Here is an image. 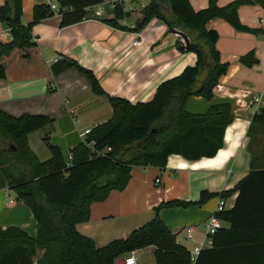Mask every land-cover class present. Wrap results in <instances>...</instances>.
Listing matches in <instances>:
<instances>
[{
  "label": "trees",
  "instance_id": "obj_1",
  "mask_svg": "<svg viewBox=\"0 0 264 264\" xmlns=\"http://www.w3.org/2000/svg\"><path fill=\"white\" fill-rule=\"evenodd\" d=\"M56 3L57 12L49 4L34 5L30 23L24 24L22 0H4L0 22L11 40L0 42V79L15 58L30 60L36 55L34 25L55 14L60 16L62 28L78 24L88 19V9L101 5L103 0ZM253 5L264 8V0H236L224 7L209 0L208 6L199 11L188 0H148L134 31L156 18L168 32L177 35L178 51L193 53L196 62L160 83L147 102L132 104L108 96L92 72L72 59L61 57L52 63V76L71 68L85 74L92 93L104 97L112 109L106 123L91 129L83 142L69 151V162L48 138L44 141L51 156L46 161H39L28 145V135L51 124L48 117H13L0 111V190L13 191L16 201L24 203L36 221L34 237L17 227L0 229V264H34L37 250L43 255L35 264H116L148 247L154 248L156 264L192 263L190 253L177 244L176 236L158 215L160 209L177 206V202L161 204L151 220L126 238L99 248L92 239L78 233L76 226L88 221L92 203L103 202L111 191L126 188L132 167L163 169L170 155L197 161L214 157L222 148L224 131L233 120L230 104L211 105L203 114L188 113L185 105L191 97L210 101L219 79L228 70L215 47L218 34L208 30L207 23L222 19L237 31L255 34L256 30L240 24L237 15L240 6ZM111 12L113 19L105 22L124 30L117 24L129 15L123 4H116ZM240 62L244 66L257 63L253 53ZM253 126L264 129V105L253 115L250 128ZM250 160L249 173L232 190L201 193L199 205L215 196L224 200L236 193V198L232 208L217 215L228 227L211 237V247L201 250L194 264H264V152L252 154Z\"/></svg>",
  "mask_w": 264,
  "mask_h": 264
},
{
  "label": "crops",
  "instance_id": "obj_2",
  "mask_svg": "<svg viewBox=\"0 0 264 264\" xmlns=\"http://www.w3.org/2000/svg\"><path fill=\"white\" fill-rule=\"evenodd\" d=\"M188 1L195 11L205 9L209 2ZM234 1L216 0V3L224 7ZM3 3L0 0V6ZM39 3L57 5L56 0H22L24 24L30 23L32 8ZM120 3L125 11L130 6L134 9L128 11L127 17L117 20L124 30L105 22L113 19L110 5ZM147 3L148 0H103L101 5L91 8L103 12L99 18L92 19L89 15L78 24L62 28L61 18L55 14L33 26L32 36L38 51L30 60L15 58L6 68L4 78L0 79V111L13 117L43 115L52 121L27 137L31 150L32 136L42 139L44 147L39 151L43 159L51 156L46 138L60 149L67 162L69 151L83 142L84 132L112 117L110 104L92 93L85 74L71 68L51 75V64L61 57L72 59L92 72L108 96L132 104L149 101L160 83L178 76L185 67L194 66L196 56L178 51L177 35L168 32L162 21L152 18L141 30L134 31L142 18L141 9ZM237 15L241 25L257 33L237 31L222 19L209 21L206 28L217 32L215 47L221 62L228 64V70L219 79L210 101L191 97L185 105L188 113L203 114L211 105L230 104L233 120L224 131L222 148L214 157L197 161L170 155L163 169L132 167L126 188L111 191L103 202L92 203L88 221L76 226L78 233L92 239L96 247L126 238L151 220L161 204L177 202V206L160 209L158 215L176 236L177 244L190 253L194 264V250L206 239L205 223L221 199L215 196L199 205L201 193L232 190L249 173L251 155L264 152V129L250 128L253 115L264 105V8L240 6ZM10 40L8 29L0 22V42ZM135 40L139 45H133ZM249 53H253L257 63L244 66L240 59ZM15 197L8 188L0 190V229L17 227L34 237L36 221L29 208ZM235 198L236 193L224 199L226 209L233 207ZM222 227L227 228V223L222 222ZM189 228L193 229L191 239L186 238ZM42 255L43 251L37 250L33 263ZM131 255L136 264H156L153 247Z\"/></svg>",
  "mask_w": 264,
  "mask_h": 264
},
{
  "label": "built area",
  "instance_id": "obj_3",
  "mask_svg": "<svg viewBox=\"0 0 264 264\" xmlns=\"http://www.w3.org/2000/svg\"><path fill=\"white\" fill-rule=\"evenodd\" d=\"M114 4H111L110 5V8L113 9L114 8ZM50 9L53 11V12H57L58 11V7L57 5L55 4H50L49 5ZM126 10L128 11H132L133 10V7L130 6L128 7ZM89 11V15H90V18H99L103 15V12L100 11V10H97V11H92L91 8L88 9ZM133 45L134 46H137L139 45V41L135 40L133 42ZM90 130H86L84 132V136H86L87 134H89ZM107 151H110V149H107ZM70 161V156L68 157V160L67 162ZM11 203V202H10ZM226 210V206H225V202L223 199H219L218 203H217V206L215 208V211L213 213V215H211L209 217V219L206 221L205 223V242L202 244V246H205L207 248H210L211 247V237L213 235H215V233L220 229L222 228V221L217 217V215L223 211ZM192 234H193V229L192 228H189L186 230V238L187 239H191L192 237ZM199 247V248H195L194 250V256H198L200 251L202 250L203 247ZM195 257V259H196ZM124 264H136V261H135V258L131 255V256H128L124 259Z\"/></svg>",
  "mask_w": 264,
  "mask_h": 264
},
{
  "label": "rangeland",
  "instance_id": "obj_4",
  "mask_svg": "<svg viewBox=\"0 0 264 264\" xmlns=\"http://www.w3.org/2000/svg\"><path fill=\"white\" fill-rule=\"evenodd\" d=\"M30 142H31L30 143L31 144V147L34 150V151L33 150L32 151L35 154H37L38 159L41 160V161L46 160V159H43L44 157H42V155L40 154V151H39V150H41L44 147L43 142H42V139L40 137L32 136V138L30 139ZM12 196H13V194L11 195V197Z\"/></svg>",
  "mask_w": 264,
  "mask_h": 264
},
{
  "label": "water",
  "instance_id": "obj_5",
  "mask_svg": "<svg viewBox=\"0 0 264 264\" xmlns=\"http://www.w3.org/2000/svg\"><path fill=\"white\" fill-rule=\"evenodd\" d=\"M187 44H188V42H187ZM116 264H124V259L118 260Z\"/></svg>",
  "mask_w": 264,
  "mask_h": 264
}]
</instances>
